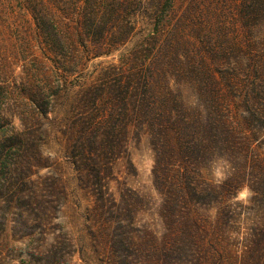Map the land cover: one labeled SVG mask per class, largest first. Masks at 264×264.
I'll list each match as a JSON object with an SVG mask.
<instances>
[{"label": "trees", "instance_id": "1", "mask_svg": "<svg viewBox=\"0 0 264 264\" xmlns=\"http://www.w3.org/2000/svg\"><path fill=\"white\" fill-rule=\"evenodd\" d=\"M141 20L146 36L112 68L108 75L114 79L71 99L72 115L62 133L73 149L76 179L90 194L86 218L95 251L108 256L104 264H134L127 257L120 262L118 245L132 249L136 264L144 258L159 262L161 256L167 262L169 253L187 242L203 248L208 230H226L229 203L246 184L243 170L233 165L247 163L254 138L249 121L264 123V0H39V63L65 65L80 49L88 58L109 56L131 41ZM232 55L234 71L222 69ZM213 57L216 65L207 66ZM55 95L49 104L64 99ZM13 106H0V121L11 123ZM143 136L154 153L162 233L148 232L149 241H135L118 233L126 213L137 211L124 203L142 198L119 181L117 200L110 181L128 142ZM18 139L12 131L0 133V181L12 208L18 206L17 175L25 159ZM219 167L223 179H212ZM38 202L39 213L48 209L49 202ZM209 206L217 207L214 219L203 214ZM263 244L249 239L243 259ZM218 253L198 252L199 264Z\"/></svg>", "mask_w": 264, "mask_h": 264}, {"label": "rangeland", "instance_id": "2", "mask_svg": "<svg viewBox=\"0 0 264 264\" xmlns=\"http://www.w3.org/2000/svg\"><path fill=\"white\" fill-rule=\"evenodd\" d=\"M144 23L141 20L131 41L109 56L88 58L80 49L78 58L65 65L47 59L40 64L39 0H0V106L17 105L13 106L11 123L0 121V133L18 134V145L25 155L17 175V208L6 203L10 196L3 189L4 180L0 181V264H104L108 260L95 251L98 244L86 218L90 194L76 179L73 149L67 148L62 133L68 125L66 118L72 115L71 99L92 84L114 79V74L108 75L112 68L119 66L148 33ZM233 57L224 61L222 69L234 71L237 65ZM214 61L216 57L208 58L207 66H215ZM207 80L205 76L203 81ZM56 93L64 99L49 104ZM51 106L53 112L47 113ZM249 133L254 138L247 163L233 165L235 171L243 170L246 184L229 203L226 230L203 233L201 249L187 242L170 252L167 262L161 256L159 262L144 258V264H199L198 252L209 250L219 253L203 264H264V244L250 251L248 260L242 256L249 239L264 241V123L251 119ZM126 147L125 155L117 160L119 172L110 181V188L120 200L118 182H123L142 199L124 203V208L136 205L137 211L126 213L125 227L118 235L149 241L148 232L162 233L161 200L153 179L154 153L147 136L140 142L131 139ZM221 172V167L213 169L211 178L223 179ZM39 199L49 202L48 209L40 213ZM203 214L214 219L217 207L209 206ZM131 253L126 245L115 250L120 262L127 257L129 263L136 264Z\"/></svg>", "mask_w": 264, "mask_h": 264}]
</instances>
